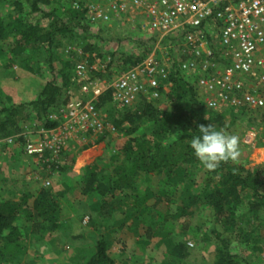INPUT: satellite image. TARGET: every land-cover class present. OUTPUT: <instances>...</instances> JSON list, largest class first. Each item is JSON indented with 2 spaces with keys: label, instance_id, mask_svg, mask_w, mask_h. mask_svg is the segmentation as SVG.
Returning a JSON list of instances; mask_svg holds the SVG:
<instances>
[{
  "label": "trees",
  "instance_id": "16d2710c",
  "mask_svg": "<svg viewBox=\"0 0 264 264\" xmlns=\"http://www.w3.org/2000/svg\"><path fill=\"white\" fill-rule=\"evenodd\" d=\"M6 1L8 0H0V6ZM73 1H79L82 6L81 0H69ZM15 4L21 9L27 7L29 13H40L49 19V23L46 26L20 21L5 23L0 11V41H5L9 36H16L17 43L28 48L31 56L40 57L45 54L52 73L49 79L40 83L35 99L25 104L1 107L0 138L12 135L17 130V119L14 118V114L22 106H31L43 128L51 129L56 126L57 121L51 119L49 115L54 112V108L66 103L71 96L66 91L64 97L62 95L63 88L68 82L66 72H56L52 65L58 53L56 49L62 43L66 42L65 52L69 54L74 51L71 50L72 47L83 43L80 55L85 57L88 55L89 60H93L100 55L99 50L107 41L113 39L121 41L127 38L120 33L113 35L104 24L92 27L84 8L71 9L62 4L54 6L51 5V0H17ZM64 7L65 12L59 11ZM103 32L104 35L101 34ZM146 41L151 45L154 43L153 38ZM68 47L71 49L66 51ZM144 56L133 59L132 56L129 58L127 56L125 60L130 61L129 67ZM24 59H27V55H24ZM7 66L12 67L13 63ZM66 67L65 64V70ZM91 74L97 72L93 71ZM57 76H60L62 81H59ZM158 90L161 94L168 91L174 97L169 108L162 111L155 107L154 100L139 99L133 106L121 111V117L111 123L114 129L115 125L120 127V124L127 120L131 124L130 128L125 129L127 135L133 133L141 124H148L147 136L127 138L116 150V153L122 155L118 163L111 162L106 170L101 172L100 169H104L103 165L94 162L83 169L75 181L81 198L89 203L91 214L88 226L94 231L95 237L91 235L92 240L88 248L80 247L78 259H73L71 264H117L107 250L113 239L121 242V238L117 236L120 232L118 230L129 221L139 224L144 218L149 235L160 234L159 231L163 233L161 228L163 220H159V217L156 219L155 209L147 204L150 196L149 187L145 185L142 190V185L146 184L152 175L161 178L163 183L161 185L172 184V179L180 176L184 185H188L183 188L185 193L192 186L196 173L202 169L190 146L191 139L199 135L200 125L212 124L217 129L224 126L225 117L222 111L207 108L197 96L193 84L178 70L171 71L161 82ZM7 100L10 98L7 97ZM97 106L107 112L114 109L110 105V90L99 96ZM248 113L257 114L253 111ZM19 140L24 142L22 138ZM67 149L58 155L67 152ZM43 156L47 158L49 152L45 151ZM48 161L51 165L56 163V159ZM63 169L62 167L59 170L64 171ZM213 176L214 183L208 184L209 190L201 196V202L206 203L213 211L215 219L223 222L229 230L224 236L216 230L213 231L218 243L213 264H239L238 256L229 249L235 231L238 232V237L247 238V242L254 237L251 241L253 247L260 244L264 249V233L257 231L259 226L264 227V220L257 221L247 230L239 224V220L244 218V212L238 213L241 203H245L244 210L256 220L259 219L258 214L264 211V191L258 189L264 176V166L245 168L221 163L213 171ZM68 189L63 188L56 192L52 187L45 186L31 193H23L16 199L9 197L0 200V264H14L16 259L27 252L28 245L30 246L32 242L54 237L63 229L65 222L60 217L58 198L66 194ZM157 197L159 198L158 195ZM201 202L198 196L187 197L177 205L175 214L191 215L200 208ZM115 213L119 214L118 218H114ZM166 245L167 262L172 264L181 262L188 253L185 242L170 240Z\"/></svg>",
  "mask_w": 264,
  "mask_h": 264
},
{
  "label": "rangeland",
  "instance_id": "374dc122",
  "mask_svg": "<svg viewBox=\"0 0 264 264\" xmlns=\"http://www.w3.org/2000/svg\"><path fill=\"white\" fill-rule=\"evenodd\" d=\"M16 1L8 0L0 6L3 22L12 24V22L20 21L21 23H38L42 26L49 23V19L40 13H29L27 7L19 8L15 4ZM60 4L74 9L69 0H51V5ZM65 7L59 11L65 12ZM137 23L136 16L130 15L126 19H118L107 24L106 27L113 35L120 33L127 38L121 41L115 39L107 41L99 50L100 55L93 60H89L88 55L86 57L80 55L83 43L74 46L71 54L65 52L66 42L62 43L56 49L58 53L52 65L54 71L66 72L68 82L63 88V97L65 91L72 98L81 97L79 89L84 83L105 85L116 73L128 67L130 61L126 62L127 56L128 58L132 56L133 59L154 52V43L151 45L149 41H146L148 39L142 37L138 32ZM101 34L104 35L105 32ZM155 54L159 57L164 55L163 51L158 50H155ZM24 55H27V59H24ZM79 59L91 62L110 60L106 63V69L97 71V74H91L88 81L82 82L74 72V66ZM11 63H13L12 67L7 66ZM51 73L45 54L40 57L31 56L28 48L17 43L16 36H9L5 41H0V109L6 105L25 104L35 99L40 83L49 79ZM57 79L62 81L60 76H57ZM7 97L10 100H7ZM173 100L171 93L165 91L154 100L155 107L164 111L170 107ZM124 109L114 108L108 112L104 111L107 120L110 123L118 120ZM222 113L225 124L221 128L240 137L239 160L235 163L229 161L228 164L245 168L264 166V113L251 114L248 111L243 113L232 109H225ZM14 118L17 119V130L12 135L6 136H14V140L0 146V200L9 197L16 199L23 193L36 191L39 187H52L56 192L70 187L66 194L58 198L60 217L65 222L63 229L51 237L52 239L44 238L32 242L30 246L28 245L27 252L16 259L14 264H71L73 259H78L80 247L88 248L92 240L91 235L95 237L94 231L88 226L91 214L89 203L81 198L75 181L82 174V170L94 162L103 165L104 169H100L101 172H104L111 162L118 163L122 155L116 153L117 148L131 136L146 137L148 124H141L133 133L127 135L125 129L130 128L131 124L125 120L120 127L115 125L112 131L81 138L71 143L67 152L57 157H52L49 153L46 158L30 156L25 151L26 140L36 141L45 136L44 132H41L43 127L35 111L29 105L22 106L14 114ZM252 127H255L256 131L255 141L251 144L242 143V135ZM20 138L24 142L20 141ZM48 159H56V163L51 165ZM62 167L64 171L59 170ZM213 178V171L202 166V169L196 173L192 186L184 193L183 188L188 185H184L180 176H175L172 184L161 185L163 184L161 178L152 175L141 189L148 185L150 196L147 204L155 209L156 219L159 217V220H163L161 227L163 233L159 231L160 234L149 235L144 218L139 224L129 221L121 230H118L120 232L117 236L121 238V242H117L116 239L110 241L111 244L107 250L110 257L117 264H172L167 262V255H165L166 242L172 240L185 242L188 247V253L183 260L175 264H213L215 249L218 247L213 231L216 230L221 236L229 233L223 222L215 219L209 206L201 202V196L209 190L210 183H214ZM260 183L258 189L264 191V176ZM190 196H198L201 202L200 208L191 215L177 216L175 214L177 205ZM244 209L246 205L241 203L238 213L244 212V218L239 220V224L247 230L251 229L257 221L264 220V211L258 214L259 219L256 220ZM118 217L119 214L115 213L114 218ZM239 224L237 223V226ZM257 231L263 234L264 227L259 226ZM232 236L229 249L238 256L239 264L246 262L264 264V249L260 247V244L253 247L251 241L254 237L247 242V238L238 237L236 231Z\"/></svg>",
  "mask_w": 264,
  "mask_h": 264
},
{
  "label": "built area",
  "instance_id": "2783aa9c",
  "mask_svg": "<svg viewBox=\"0 0 264 264\" xmlns=\"http://www.w3.org/2000/svg\"><path fill=\"white\" fill-rule=\"evenodd\" d=\"M81 1L82 6L79 1L72 6L86 9L94 28L135 15L138 32L154 39V52L120 70L105 85L84 83L81 97L70 96L49 115L57 121L55 127L42 128L45 136L36 141L26 140L28 155L41 157L47 151L57 157L81 138L112 131L106 113L97 106L99 96L110 90V105L118 109L133 106L139 99L156 100L161 82L173 70L193 84L211 110L264 113V0ZM155 50L164 55L159 57ZM108 61L79 59L75 76L86 82L91 72L106 69ZM255 138L252 127L241 142L251 144ZM13 140L14 136L2 138L0 146Z\"/></svg>",
  "mask_w": 264,
  "mask_h": 264
},
{
  "label": "clouds",
  "instance_id": "9594fccd",
  "mask_svg": "<svg viewBox=\"0 0 264 264\" xmlns=\"http://www.w3.org/2000/svg\"><path fill=\"white\" fill-rule=\"evenodd\" d=\"M191 148L200 164L209 171L221 163L238 162L241 155L240 137L212 124L199 126V135L193 136Z\"/></svg>",
  "mask_w": 264,
  "mask_h": 264
}]
</instances>
